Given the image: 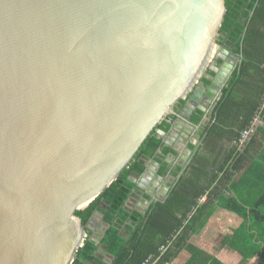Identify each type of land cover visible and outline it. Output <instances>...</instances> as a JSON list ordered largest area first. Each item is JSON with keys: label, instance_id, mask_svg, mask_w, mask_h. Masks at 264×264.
Instances as JSON below:
<instances>
[{"label": "water", "instance_id": "obj_1", "mask_svg": "<svg viewBox=\"0 0 264 264\" xmlns=\"http://www.w3.org/2000/svg\"><path fill=\"white\" fill-rule=\"evenodd\" d=\"M226 11L225 0H0V264H72L86 237L76 211L180 100L184 126L207 113L233 69L216 43Z\"/></svg>", "mask_w": 264, "mask_h": 264}, {"label": "trees", "instance_id": "obj_2", "mask_svg": "<svg viewBox=\"0 0 264 264\" xmlns=\"http://www.w3.org/2000/svg\"><path fill=\"white\" fill-rule=\"evenodd\" d=\"M225 6L227 11L218 31L216 43L226 47L233 54H242L244 59L256 57L257 46L263 43L264 36L257 27L258 25L264 27V0H225ZM220 64L221 61H218L217 66ZM258 68L250 64L244 65L242 61V65L232 73L227 86L222 90V97L216 108V119L223 121V111H227L232 105L231 101H234L232 95L236 84V71L247 72ZM209 73L211 76L214 74ZM201 83L207 87L210 80L202 78ZM263 90L264 88L258 91V97ZM186 100H180L175 105L176 113L181 112ZM238 103L236 109L240 112L239 121L244 122L238 125L237 121L235 125L241 132L253 120L258 103L252 104L249 101ZM174 117V115L165 117L114 182L88 207L76 211V216L81 219L85 228L86 237L72 264H106L96 257L97 245L86 228L96 212L102 215V222L107 225L101 243L112 257L110 264H143L150 256L156 261L155 264H171L183 250L192 256V259L184 264H224L214 255L189 243V238L198 235L204 229L218 207L242 218L241 225L227 239L226 247L240 255L242 264L254 257H257L256 264H264L263 160L255 161L253 166L246 168L237 181H234L232 175L230 177L222 175L218 179L217 175L208 171L214 168V164L195 156L184 173L179 176L164 202L151 205L144 214L125 210L127 200L135 188L132 177L141 176L146 169L145 160L156 156L163 144L157 130L167 132L171 123L168 121H173ZM190 120L193 124H198L201 113L197 112ZM216 131V124H213L206 130V134L217 135ZM250 151L246 145L242 151H237L234 147L230 169L235 172L241 170L252 159ZM159 173L164 175L165 168L161 167ZM217 180L226 184L235 196L230 200L220 198L221 202L213 204L210 194L214 191L210 193L208 191ZM201 181L207 186L201 187L199 185ZM203 196H207L206 203L199 206L198 200ZM217 198L219 200V197ZM177 214H180L179 218L176 217ZM162 247L165 248L163 252L160 250Z\"/></svg>", "mask_w": 264, "mask_h": 264}, {"label": "crops", "instance_id": "obj_3", "mask_svg": "<svg viewBox=\"0 0 264 264\" xmlns=\"http://www.w3.org/2000/svg\"><path fill=\"white\" fill-rule=\"evenodd\" d=\"M264 12V11H263ZM259 30L264 34V27L259 25L257 26ZM257 42H259L257 40ZM264 45V36L263 43ZM262 44H258L257 50L258 53L256 57L243 58L242 54H233L226 47L219 46L220 49H225L228 51V57L233 59V69L228 75L222 89L219 91L218 99L215 100L213 104L210 103L207 113H202L198 110H195L191 117H193L197 112L201 113V120L198 124H193L189 119L186 121V125L181 124L178 115H174L173 121H168L170 123V128L167 132H164L162 137L163 144L162 147L157 151V154L154 158L145 160L146 168L155 169V171H150L145 175L142 174L138 177H132L133 182L135 183V188L133 189L130 197L127 200L125 205V210L128 212H138L141 214L146 213L150 206L164 202L167 198L169 192L171 191L174 184L177 182L179 176H181L189 164L195 159V156L210 161L214 164V168H210L208 171L214 175H217V178L220 179L222 175L233 176V180L237 179L243 174L246 168L253 166L255 161L263 160L264 161V90L262 91L260 97H258V91L264 88V47ZM258 55V56H257ZM221 61V64L217 66V62ZM242 61L245 64H250L252 66H258L257 70H249L247 72L236 71V84L232 97L234 101H231L227 111H223V121L216 119L217 105L222 97V90L227 86L228 81L232 73L237 70L241 65ZM261 61V62H260ZM225 62L222 53H218L212 60V65L221 67ZM209 72H213L208 69L205 71V79H211L215 76L210 75ZM204 88V85H202ZM205 101V96L201 99ZM251 102L252 104L258 103V110L254 117L259 114L260 124L258 125L256 131L249 139L246 146L250 148V154L252 159L247 162V164L238 172L231 170V153L234 149V141L236 136L240 131L237 128L236 122L243 124V120L240 119V112L237 111L236 107L239 104L238 102ZM260 111V112H259ZM259 112V113H258ZM190 117V118H191ZM253 117V118H254ZM178 125V128L174 133L171 132L173 126ZM192 126L191 128L188 126ZM213 124H216V134L217 135H208L206 130L211 127ZM206 141V142H205ZM155 164L157 165L155 167ZM161 167L165 168V174L161 175L159 170ZM230 169V170H229ZM257 173V171H255ZM160 177V179L158 178ZM201 187L207 186L204 181L199 183ZM165 189L167 194L164 200L158 201L155 200V195L162 194ZM211 192V200L213 204L221 202L220 198L231 199L235 194L226 186V184L219 183L218 180L209 187L208 193ZM219 197V200L218 198ZM207 196H203L198 200V205H203L206 203ZM177 218L180 217V214L176 215ZM102 222V215L95 213L91 220L89 221L88 230L90 231V237L97 245L96 257L99 261L110 264L112 257L109 255L106 247L101 243V240L107 230V225ZM242 223V218L238 215L227 211L226 209L218 207L213 214V216L208 220L204 229L198 235H192L189 238V243L199 247L200 249L216 255L214 252L206 249V246L209 245L208 242L219 236L221 238V246L219 249L225 252V249L233 255H238L236 252L230 251L226 247V241L231 236L233 231L237 229ZM225 226H228L225 228ZM226 229H228L226 231ZM124 233V230H122ZM208 247V246H207ZM225 254V253H224ZM220 255V254H219ZM221 260L224 264H228L223 261L225 255L215 256ZM192 259L191 254L183 250L180 252L178 257L171 264H184L187 260ZM257 259V257H256ZM227 260V259H226ZM257 263V262H256Z\"/></svg>", "mask_w": 264, "mask_h": 264}, {"label": "rangeland", "instance_id": "obj_4", "mask_svg": "<svg viewBox=\"0 0 264 264\" xmlns=\"http://www.w3.org/2000/svg\"><path fill=\"white\" fill-rule=\"evenodd\" d=\"M98 214H100V213H98ZM100 223L103 225V223L101 221H100ZM88 226H89V223L87 224V227ZM226 227H228V226H225V228ZM227 230L228 229H226V231ZM222 236H223V234L221 236L217 237V238L215 237V238L211 239L208 242L209 245H207L208 247L206 246V249H209L210 251L214 252L217 256L225 255V258H223V261L227 262L228 264H242L241 263V257L240 256L233 255V253L231 254L229 251H227V249H225V252H223V251H221L219 249V246H221V241H222L221 238H222ZM256 262H257V259H256V257H254V258L248 259L245 264H256Z\"/></svg>", "mask_w": 264, "mask_h": 264}, {"label": "built area", "instance_id": "obj_5", "mask_svg": "<svg viewBox=\"0 0 264 264\" xmlns=\"http://www.w3.org/2000/svg\"><path fill=\"white\" fill-rule=\"evenodd\" d=\"M259 124H260V118H259V114H257V116L254 117L253 120L251 121L250 125H248L246 128H244L240 132L239 137L234 141V146H235L237 151H242V149L248 143L251 136L256 131ZM160 250L163 252L165 250V248L162 247ZM155 263H156V261H154L153 257L150 256V257H148V259H146L144 261L143 264H155Z\"/></svg>", "mask_w": 264, "mask_h": 264}]
</instances>
